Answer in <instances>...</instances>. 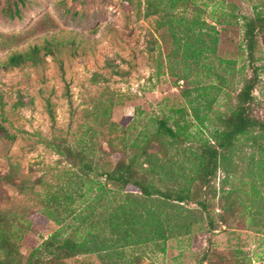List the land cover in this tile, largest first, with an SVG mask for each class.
Masks as SVG:
<instances>
[{
  "label": "rangeland",
  "instance_id": "obj_1",
  "mask_svg": "<svg viewBox=\"0 0 264 264\" xmlns=\"http://www.w3.org/2000/svg\"><path fill=\"white\" fill-rule=\"evenodd\" d=\"M199 5L193 15L199 17L206 41L217 35L215 51L207 52L200 62L207 65L189 81H177L178 69H172L179 68L180 61L168 57L175 48L173 37L167 25L159 24L158 15L147 13L145 0H0V123L14 135L0 136V216L20 227L24 257L56 229L82 237L88 227L82 217L89 205L96 206L92 221L117 204L111 200L113 191L93 201L99 191L92 181L103 179L95 173L101 175L139 153L134 143L152 137L158 120L174 129L178 122L183 132L178 143L169 144L167 136L162 146L153 141L148 152L154 150L160 158L166 154L175 169L194 174L191 151L201 137H209L216 113L234 106L245 77L252 75L243 50V23L264 10V0H202ZM46 39L56 44L54 54L41 50L36 64L2 66L11 51L43 46ZM255 56L258 80L252 116L264 120V33L258 36ZM214 71L227 81L221 92L210 90L208 109L203 98L195 101L196 88L217 84ZM187 88L193 103L183 95ZM79 140L94 167L87 174L56 150L59 144ZM250 150L238 143L232 163L247 166L244 154ZM223 177L219 168L209 188L198 183L206 208L184 203L201 213L189 231L168 238L163 252L151 244L130 246L127 259L133 264H264V214L257 215L253 226L248 216L229 213ZM229 181L238 183L237 176ZM63 264L102 262L95 253H82Z\"/></svg>",
  "mask_w": 264,
  "mask_h": 264
},
{
  "label": "trees",
  "instance_id": "obj_2",
  "mask_svg": "<svg viewBox=\"0 0 264 264\" xmlns=\"http://www.w3.org/2000/svg\"><path fill=\"white\" fill-rule=\"evenodd\" d=\"M145 1L147 13L158 15L159 24L167 25L173 37L175 48L168 57H176V62L180 61V67L174 66L172 69H178L176 80L189 81L193 73H199L201 68L207 65L200 62L208 57L205 56L208 51H215L217 44V35L210 34V41L203 38L199 17L193 15L200 10L199 4L202 0ZM178 11L181 15H177ZM10 13L14 15L12 11ZM175 30H179L178 35ZM263 33L264 10L245 17L243 50L252 75L245 77L243 86L235 97L234 106L229 111L216 113V123L209 137H201L199 145L191 151L196 159L193 175L185 173L181 168L175 169L174 162L166 154V158H160L156 151L148 152V148L154 146L153 141H158L162 146L168 136L171 139H166L167 142L173 145L178 143V135L183 132V127L179 126L178 122H175L174 129L167 125L164 119L158 120L152 137L146 136L142 144L134 141L139 153L117 161L111 169L102 171L101 175L95 173V176H101L102 180L90 179L99 191L93 198L94 202L101 201L105 193L110 194L109 192L113 191L111 200H116L117 204L104 213L95 214L98 218L92 221L91 215L96 206L89 205L90 211L82 217L84 222L87 220L88 223L82 237L70 233L63 235L60 228L56 229L24 257L18 243L21 235H18L17 230H20V227L16 228L17 223L14 220L0 216V264H63L64 259L82 253L97 254L102 264H133L125 255L130 246L151 244L163 252L168 238L184 234L199 221L201 213L195 214V209L183 205L196 203L201 208H206V200L202 198L199 189L202 186L210 187V182L216 177L219 168L224 173L221 189L225 190L226 210L229 213L237 211L240 216H248L249 224L254 226L258 221L257 215L264 214V120L252 116L253 89L258 80V67L254 65L255 54L258 36ZM55 46V43L46 39L43 46L35 44L26 50L11 51L2 66L16 67L27 62L36 64L41 60V50H44L43 54H54L52 48ZM171 66L170 64L169 68H172ZM209 71L211 67L207 66V75ZM214 74L217 84H203L196 88L195 101L198 97L203 98L208 109L210 90L221 92L227 81V77L220 72L214 71ZM194 82L199 84L198 76ZM188 92L190 90L187 88L183 95L193 103L194 99L189 98L191 93ZM212 99H215V96H212ZM192 108L195 109L193 106ZM49 112L52 114L51 109ZM113 128L114 126L110 129ZM0 136L14 138L1 123ZM240 142L251 148L250 152L244 154L248 159L247 166L232 163V157ZM56 150L85 174L94 171L91 159L86 158L85 149L81 147V140L74 145L59 144ZM140 157L142 159H139ZM144 163L148 166L144 167ZM235 176L238 183L230 182V177ZM245 177L249 181H246ZM198 183L201 187H197ZM227 185L229 187L225 189ZM209 191L210 189H207L204 193L208 194ZM53 199L54 197L51 200ZM96 222L102 224L97 226ZM137 262L135 258V263Z\"/></svg>",
  "mask_w": 264,
  "mask_h": 264
}]
</instances>
